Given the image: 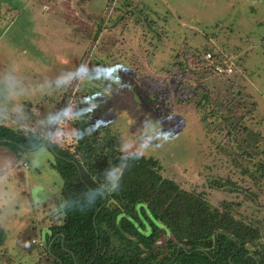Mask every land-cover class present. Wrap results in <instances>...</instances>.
<instances>
[{
  "label": "rangeland",
  "instance_id": "374dc122",
  "mask_svg": "<svg viewBox=\"0 0 264 264\" xmlns=\"http://www.w3.org/2000/svg\"><path fill=\"white\" fill-rule=\"evenodd\" d=\"M1 123L68 150L109 193L129 158H153L262 234L264 0H0ZM54 161L47 145L0 147V264H54L41 246L63 218Z\"/></svg>",
  "mask_w": 264,
  "mask_h": 264
},
{
  "label": "trees",
  "instance_id": "16d2710c",
  "mask_svg": "<svg viewBox=\"0 0 264 264\" xmlns=\"http://www.w3.org/2000/svg\"><path fill=\"white\" fill-rule=\"evenodd\" d=\"M44 145L53 151L52 167L63 180V218L52 223L41 244L54 264H264V232L238 222L228 208L212 209L190 197L157 173L153 158H129L109 193L86 180L68 150L34 132L0 124V147L16 156ZM165 234L172 236L171 246L179 244L160 257L169 246L158 245ZM256 239L262 240L261 249L250 250ZM6 241L0 225V247Z\"/></svg>",
  "mask_w": 264,
  "mask_h": 264
},
{
  "label": "built area",
  "instance_id": "2783aa9c",
  "mask_svg": "<svg viewBox=\"0 0 264 264\" xmlns=\"http://www.w3.org/2000/svg\"><path fill=\"white\" fill-rule=\"evenodd\" d=\"M205 59L207 61H213V55H212V53L211 52H208L207 54H205ZM227 67L226 66H222V65H215V71L219 75H223V74L230 75L232 73V68L229 65Z\"/></svg>",
  "mask_w": 264,
  "mask_h": 264
},
{
  "label": "crops",
  "instance_id": "0c3cea01",
  "mask_svg": "<svg viewBox=\"0 0 264 264\" xmlns=\"http://www.w3.org/2000/svg\"><path fill=\"white\" fill-rule=\"evenodd\" d=\"M10 11H11V10H8V12H7V13H11ZM1 124H3V123H1Z\"/></svg>",
  "mask_w": 264,
  "mask_h": 264
}]
</instances>
